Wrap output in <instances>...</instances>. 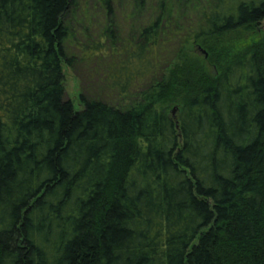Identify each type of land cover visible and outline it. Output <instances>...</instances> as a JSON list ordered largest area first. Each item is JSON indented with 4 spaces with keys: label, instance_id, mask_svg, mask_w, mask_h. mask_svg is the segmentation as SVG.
I'll return each mask as SVG.
<instances>
[{
    "label": "trees",
    "instance_id": "1",
    "mask_svg": "<svg viewBox=\"0 0 264 264\" xmlns=\"http://www.w3.org/2000/svg\"><path fill=\"white\" fill-rule=\"evenodd\" d=\"M103 2L0 0V264H264V0Z\"/></svg>",
    "mask_w": 264,
    "mask_h": 264
},
{
    "label": "rangeland",
    "instance_id": "2",
    "mask_svg": "<svg viewBox=\"0 0 264 264\" xmlns=\"http://www.w3.org/2000/svg\"><path fill=\"white\" fill-rule=\"evenodd\" d=\"M113 4V11L110 15V21L114 25L115 33L119 36H127L131 31V26L129 18L126 17V14L133 9V4H137L136 0H111ZM147 4L152 5L151 3H156L157 0H147ZM77 3H81L77 13L81 14L85 7L90 14L93 15L94 19L92 20L93 26L90 30V36L96 38V35L99 34L101 28H103L105 19V8L102 7L104 4L103 0H77ZM85 7H84V6ZM74 25L77 29L76 35L74 37L75 42H84L85 34H86V24L83 23L82 20L80 22L74 21ZM259 34H251L247 33V42H251L256 37H260L264 35V20L260 24ZM84 36V38H83ZM85 43V42H84ZM70 50L74 51L78 57L81 59L83 57V52L80 49H76L75 47H70ZM201 50V51H200ZM198 50V53H204L205 57H207V53H205L202 49ZM207 54V55H206ZM100 60V59H99ZM96 62L88 61V64L85 60H80L74 68L65 67V86L67 95L75 96L78 92L84 91L88 95H96L98 90L100 92V88L97 85V79L95 73L92 71ZM77 107H81L78 102H76Z\"/></svg>",
    "mask_w": 264,
    "mask_h": 264
},
{
    "label": "water",
    "instance_id": "3",
    "mask_svg": "<svg viewBox=\"0 0 264 264\" xmlns=\"http://www.w3.org/2000/svg\"><path fill=\"white\" fill-rule=\"evenodd\" d=\"M203 51L205 52V50H203ZM206 55H207V54H206ZM177 110H178V107H177V106H175V107L172 109V115H173L174 117H176Z\"/></svg>",
    "mask_w": 264,
    "mask_h": 264
}]
</instances>
